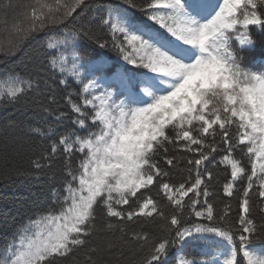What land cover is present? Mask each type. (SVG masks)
Here are the masks:
<instances>
[{
    "label": "snow or ice",
    "instance_id": "obj_1",
    "mask_svg": "<svg viewBox=\"0 0 264 264\" xmlns=\"http://www.w3.org/2000/svg\"><path fill=\"white\" fill-rule=\"evenodd\" d=\"M0 17V64L24 57L0 107L51 121L24 173L50 199L0 264H264V0H9Z\"/></svg>",
    "mask_w": 264,
    "mask_h": 264
},
{
    "label": "trees",
    "instance_id": "obj_2",
    "mask_svg": "<svg viewBox=\"0 0 264 264\" xmlns=\"http://www.w3.org/2000/svg\"><path fill=\"white\" fill-rule=\"evenodd\" d=\"M9 0H0V6L7 4ZM14 3H27L29 0H13ZM136 15H140L136 13ZM3 23L2 17H0V32H2ZM28 48L30 52L32 47ZM91 49L90 55L101 54L108 60V64L113 62L124 63L116 54L115 51H111L107 48L100 49L95 46H89ZM259 52L257 49L254 53H244L245 57H250V54ZM88 58V57H86ZM24 57L20 59L13 58L7 65L0 64V73L7 72L11 69H23ZM131 67V65H128ZM110 70V69H109ZM44 114L38 112L35 108H17V107H0V146L3 142L15 143V150L12 152V172L11 175L3 178L0 177V248L3 247L6 241H9L16 233L19 226L28 222V217L33 214L40 206L42 201L50 199L49 179L47 176H29L25 175V171L30 168V157L35 156L38 158L42 141L30 132V128L42 126H50L49 123H45ZM171 154V153H170ZM179 159V155H178ZM219 160V157L217 158ZM163 164V161H161ZM181 166L174 169L173 179L179 180L181 177L186 176L182 165L183 160H180ZM165 167H167L165 165ZM220 169H224V165L221 164ZM220 179L223 181V173L220 172ZM59 187V184L56 185ZM221 195H222V185ZM191 195V193H190ZM226 200L228 198H225ZM233 212L237 210L236 201L233 200ZM219 207H223L222 204L217 201ZM256 209H253L255 214ZM137 227H139L137 225ZM146 230H154V225L149 224L146 226ZM257 246L258 242H257ZM175 256V250L170 254ZM190 259V257H185Z\"/></svg>",
    "mask_w": 264,
    "mask_h": 264
}]
</instances>
